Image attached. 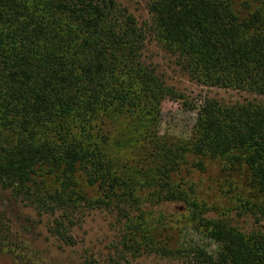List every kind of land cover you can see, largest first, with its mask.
Returning <instances> with one entry per match:
<instances>
[{
    "label": "trees",
    "instance_id": "trees-1",
    "mask_svg": "<svg viewBox=\"0 0 264 264\" xmlns=\"http://www.w3.org/2000/svg\"><path fill=\"white\" fill-rule=\"evenodd\" d=\"M147 11L146 30L115 0H0V189L58 215L63 239L81 208L116 205L133 254L182 257L147 239L144 215L132 221L141 188L151 202L183 205L189 226L217 244L213 255L186 252L196 264H264V230L207 219L189 179L205 159L242 169L257 198L242 207L264 218V0H149ZM148 39L198 85L252 99H204L189 140L159 137L163 100L181 97L145 62Z\"/></svg>",
    "mask_w": 264,
    "mask_h": 264
},
{
    "label": "rangeland",
    "instance_id": "rangeland-1",
    "mask_svg": "<svg viewBox=\"0 0 264 264\" xmlns=\"http://www.w3.org/2000/svg\"><path fill=\"white\" fill-rule=\"evenodd\" d=\"M134 17L137 25L147 30L151 17L147 11L149 0H115ZM143 58L154 66L165 84L173 88L181 99L165 98L157 123L158 136L187 141L191 138L197 113L204 99L223 105L245 103L252 99L244 93L230 90L207 89L192 81L174 60L152 40L146 41ZM116 142L112 143L115 150ZM120 156L130 159L125 148ZM203 173H191L189 179L196 187L197 197L210 211L207 219L228 223L243 234L256 229L264 230V218L257 222L242 207V203H255V193L246 182L242 169H227L218 160L205 159ZM145 192V196L143 193ZM147 190L139 189L138 205H133L131 217L140 215L148 222L147 239L166 248L184 251L179 258H162L151 253L133 254L129 248V226L117 210L88 206L79 210V218L66 224V238L55 232L58 215L40 214L32 206L13 199L0 189L1 230L6 239L0 247V264H196L187 256L190 249L199 248L208 255L218 249L216 243L189 226L185 220L186 209L177 203H154ZM93 194V193H92ZM127 207V205H122ZM146 229H139L140 237Z\"/></svg>",
    "mask_w": 264,
    "mask_h": 264
}]
</instances>
